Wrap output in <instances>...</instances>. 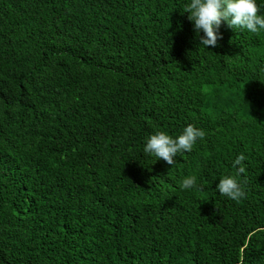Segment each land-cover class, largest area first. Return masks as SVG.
Here are the masks:
<instances>
[{"label":"trees","instance_id":"1","mask_svg":"<svg viewBox=\"0 0 264 264\" xmlns=\"http://www.w3.org/2000/svg\"><path fill=\"white\" fill-rule=\"evenodd\" d=\"M188 3L0 0V264H264V30L204 48Z\"/></svg>","mask_w":264,"mask_h":264},{"label":"clouds","instance_id":"2","mask_svg":"<svg viewBox=\"0 0 264 264\" xmlns=\"http://www.w3.org/2000/svg\"><path fill=\"white\" fill-rule=\"evenodd\" d=\"M184 12L189 13L188 19L194 22V31L200 37L201 45L216 47L222 37L218 35V29L222 22L234 30L247 31L251 34H259L264 30V15L260 13V7L256 0H190L185 5ZM206 133L189 124L183 132L176 137L164 131L150 135L143 149L144 153L151 155L156 160H163L168 165H174L175 157L180 153H190L197 140H203ZM243 153L233 161V167L237 169V175L244 173ZM181 190H189L197 187V177L187 176L179 185ZM219 195L233 201L246 198V192L242 184L233 176H224L216 185Z\"/></svg>","mask_w":264,"mask_h":264},{"label":"rangeland","instance_id":"3","mask_svg":"<svg viewBox=\"0 0 264 264\" xmlns=\"http://www.w3.org/2000/svg\"><path fill=\"white\" fill-rule=\"evenodd\" d=\"M261 114L264 115V109L262 110Z\"/></svg>","mask_w":264,"mask_h":264}]
</instances>
